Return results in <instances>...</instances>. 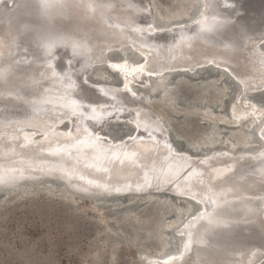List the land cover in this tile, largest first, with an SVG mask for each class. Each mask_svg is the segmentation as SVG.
<instances>
[{"label": "bare ground", "instance_id": "obj_1", "mask_svg": "<svg viewBox=\"0 0 264 264\" xmlns=\"http://www.w3.org/2000/svg\"><path fill=\"white\" fill-rule=\"evenodd\" d=\"M22 1L21 12L8 14L9 4L13 0H0V68L7 69L9 81L6 78L7 83L4 79L0 80V93L3 94L0 95V154L20 153L21 156V153L31 152L44 159L66 156L69 166L60 169V172L70 181L77 173L81 174L80 182L84 188H88L84 184L91 183L85 182L88 173L109 172L112 168L117 179L109 183L100 179L90 187L93 192H103L101 194L122 195L132 190L141 192L166 188L168 184L160 181L159 174L172 166L175 177L170 182L177 194V206L169 199L157 198L148 202L154 210H148L143 215L146 223L142 230L125 226L132 238L139 235L141 242L145 236H153L162 249L157 254L139 250L137 254L140 262L258 264L264 261V105L254 103L257 100L250 101L253 93H264V0H254L257 12L250 14L242 12L240 5L236 4L238 0H210L217 8L216 13H209L204 3V10L201 7L191 18L189 13L197 8L199 0H183V5L177 11L166 13H163L164 10L161 13L157 11L152 0H141L136 2L137 7L140 12L149 9L150 19L140 15L129 21L126 16H122L127 20L124 22L120 16V20L114 23L116 26L112 24L116 29L112 34L118 40L104 41L105 38L99 37L103 41L94 51L88 52L84 60L80 58V63L72 60L75 66L71 67L73 70L69 76L64 78H61L63 66L60 60L71 61V56H64V52L60 58L62 45L47 48L45 37H49L44 33L54 32L56 36L66 32V20L60 17L52 21L51 17L44 16L38 10V1ZM222 5L230 6L228 14L220 15ZM153 17L160 23L155 24ZM27 21L36 23L37 29H26L24 24ZM107 23L110 24L109 19ZM52 25L57 28L51 29ZM79 26L83 27V24ZM204 37L215 39V43H202ZM229 37L235 38V44H219L228 42ZM186 39H193L195 43L191 45ZM177 40H180L179 45L184 42L186 46H178L180 49L176 51L183 53L171 60ZM195 45L198 49H195ZM128 49L132 54L126 52ZM195 50L194 57L184 59L185 55L189 56ZM106 51L118 53L119 57H107ZM225 53H230L231 57L224 59L220 54ZM134 54L138 58H134ZM53 59L56 60L55 65H52ZM112 65H121L123 70L114 69ZM206 69H210L211 73L207 74ZM54 72L62 82L71 84L68 80L72 81L69 86L73 85L78 91V96H69L67 101L84 104L88 106L86 110L79 109L74 115L73 106L59 107L61 104L36 110L31 108L30 104L33 105L38 95L49 91L47 81L56 77ZM87 73L96 78L111 74L120 83L114 80H89ZM172 73L176 74L170 77L172 79L169 82L168 76ZM221 79V83L225 84L218 86L216 82ZM194 80L200 82L197 84ZM193 81L196 84L191 83ZM227 82L234 83L238 93L234 91L236 94L229 99L231 102L224 112L220 109L221 113L214 114L208 102L214 96L226 99L228 94L224 93V88ZM16 87H19L17 93L12 91ZM180 87H185L189 93L184 98L182 109L177 107L182 96ZM56 90L52 92L54 100H58L62 94ZM211 90L215 95L209 94ZM150 93L156 96L153 99L171 109L174 114L182 112L185 120L190 113L199 109L206 112L208 118L217 120L216 123H209L208 128L201 131L193 142L182 140L192 150L209 146L205 153H199L198 150V153H190L183 148H175L177 137H187L153 109ZM197 99L205 100L204 106L198 108L193 102ZM92 107L104 117L103 120L94 121L90 118L93 115ZM109 124H113V127L114 124H121L123 128L128 125L129 130L126 132L124 129V132L121 126L123 133L114 139L106 132L112 129ZM228 128L229 136L226 134ZM169 130L176 137L174 143ZM97 137L100 138L99 142ZM148 167L156 168L154 179L147 175ZM130 172L134 173L131 183L128 178ZM185 179L190 180L193 188L183 187L181 182ZM222 181H227V187L232 189L224 191L226 184H221ZM40 182L31 181L27 186L40 185ZM195 182L203 189L196 190ZM218 183L220 185L215 186ZM205 184L211 190L205 188ZM27 186L19 184L1 192L6 196L16 190L25 191ZM219 190L224 192L218 193ZM193 201L201 204L192 209L187 202ZM210 201L216 202L212 204L213 209L206 206ZM170 211L174 212V217L164 221V216ZM214 212L219 213L218 219L224 222L223 226H209L206 221L196 219L201 214ZM166 223L171 225L170 231H174L170 236L177 241L176 248H170L172 245L169 247V240L174 239L163 235L170 233L165 232ZM190 233L192 243L187 251L185 245L189 243Z\"/></svg>", "mask_w": 264, "mask_h": 264}, {"label": "rangeland", "instance_id": "obj_2", "mask_svg": "<svg viewBox=\"0 0 264 264\" xmlns=\"http://www.w3.org/2000/svg\"><path fill=\"white\" fill-rule=\"evenodd\" d=\"M152 1L160 13L163 10L165 11L163 13L167 11L175 12L183 5V0ZM161 17L163 18V15ZM117 54L112 56V58L119 57V54ZM209 70H207V74L211 73ZM175 74L172 73L168 76L169 82L172 79L170 77ZM104 75L105 77L103 78H106L108 82L116 81L111 74ZM184 79L187 80V78ZM194 81L191 83L200 82L195 81V83ZM221 81L222 79L217 81L216 84L218 86L223 85L224 82L221 83ZM233 84L227 82V86L224 88V93L226 92L225 94L230 97L224 94L226 99L224 96L223 99H218L217 96H214L213 100L208 102V104H211L210 109L214 114L224 112L225 108L230 104V100L235 96V92L238 93L237 88H235L236 85L234 86ZM179 89L182 96L177 102V107L181 108L185 104V99L189 93L185 87H180ZM210 93L215 95L213 90ZM263 95V92L253 93L250 101L254 102L257 100L254 103L258 102L256 103L257 105H264L261 104L262 102L264 103ZM193 102L198 105V108H201L206 101L197 99ZM178 103L180 104L178 105ZM150 104L157 113L168 121L170 126L180 130L179 132L185 133L187 138H176L170 132L173 139L176 138L177 140L175 141L174 139L172 141L173 143L175 141V148H182L184 144L182 140L186 141V143L193 142L201 131L208 128L209 123H216L217 121L216 119L208 118L207 113L202 109L196 110V112L193 111L188 119L185 120L182 117V112H179L181 116L178 115L179 113L174 114L171 109L166 108L156 99H152ZM114 126L109 124L112 129L111 131L110 129L106 130L111 138L114 139L120 136L123 131L125 132L126 130L127 132L129 130V127L128 129L125 128L127 126L123 128L121 124H114ZM228 129L226 134L229 136L230 129ZM222 134L224 135L223 132ZM226 143H223V145L226 146ZM256 143L258 144V142ZM198 151L199 153H205L207 150L203 146ZM46 186L47 188H45ZM1 196L0 264H142L137 254L139 250L150 251L153 254H157L162 250L156 243L155 237L147 235L140 242L139 235L136 238H132V235L128 232V227H125L129 226L130 228L142 230L146 223L143 215L148 210H154L151 205L145 202L151 203L157 197L129 200L125 196H119L115 198V200L117 199L116 201L113 198L106 202L97 203L93 200L75 199L76 197L70 196L65 191L57 189L56 186H52L49 183L43 186L36 185L35 188L27 187L25 191L16 190L5 197ZM174 202L172 203L174 204ZM174 205L177 206V203L175 202ZM126 210L128 212L123 214ZM173 213L172 211L168 212L163 220L169 221ZM118 216L120 217L118 218ZM165 227H167L165 232L169 233L171 225L167 224ZM170 234L173 235V232L171 233L170 231L169 235L163 233L164 237H169ZM149 237L152 238L150 239ZM171 237L173 238V236L169 238ZM173 239L174 242L169 240V247L172 245L173 247H170L172 249L176 248L178 244H176L175 238ZM138 243H141V245L139 246ZM173 243L175 244L173 245ZM262 263L264 264V261Z\"/></svg>", "mask_w": 264, "mask_h": 264}, {"label": "water", "instance_id": "obj_3", "mask_svg": "<svg viewBox=\"0 0 264 264\" xmlns=\"http://www.w3.org/2000/svg\"><path fill=\"white\" fill-rule=\"evenodd\" d=\"M38 1L39 3V8L38 10L42 12V14L44 16H49L51 17V20L54 21L55 19H61L60 17H64V19L66 20L67 26L66 32H61L59 33V35H54V32L50 33L52 35L49 34V32H45L44 34H48L45 40L47 39V44L48 47L50 49V47H54L55 45H62L63 49L60 51V58L63 57L62 54H65L64 56H67L69 54V56H71V61L68 60H60L61 62V66L62 67V71H61V78H64L66 76H69V74L72 72V68L73 66H75V63H80V58L83 60L85 59V57L88 55V52L94 51L96 49V47L99 45V42L103 41L98 39L99 37L104 39V41H112V40H118V38L114 37V34H112L114 31H116V29L114 28L116 25L114 23L118 22L119 17L121 16H126V18L129 21H133L134 19H137L140 15L146 16L147 19H150V11L149 9L144 10L143 12H140L141 10H139V8L137 7L138 4H136V2H141V0H35ZM45 3L47 4V6H44ZM206 3L205 8L207 9V11L209 13L211 12H217V8L214 6V4L212 2H210V0H199V4L197 5V8H194L189 14V17H194L197 12L200 10V8L202 7L204 10V7L202 4ZM259 5V1L257 2ZM256 3V4H257ZM22 4L23 1L22 0H13V2L11 4H9V8H8V14L12 13V14H17L18 12H21L22 9ZM236 4H239L241 7L242 12H246L248 14H250L251 12H257V9L255 8V1L254 0H238V2ZM52 7V8H51ZM86 7V8H85ZM222 8V10L219 11L220 15H225L228 14L229 11V7L227 5H222L220 6ZM53 9V10H52ZM131 11V12H130ZM262 11V10H261ZM260 11V12H261ZM128 12V13H127ZM142 13V14H141ZM144 13V14H143ZM62 14V15H61ZM124 14V15H123ZM33 15H34V11H33ZM240 15V14H239ZM28 16V15H26ZM108 19L110 20V24L107 23ZM123 21L126 22L127 20L124 19L122 17ZM90 20V21H89ZM85 21L87 22L85 24ZM155 24H159V20L156 17H153V20ZM82 23V26H79V24ZM231 23V22H230ZM115 26H113V25ZM232 24V23H231ZM71 25V27H69ZM112 25V26H111ZM24 26L26 27V29L29 30H34L37 29L36 27H38V25L35 23L33 24L30 21H27ZM113 27V29H110L109 27ZM53 27L56 29V26L51 27V29H53ZM217 33H221L220 30H215ZM185 39V38H184ZM230 39V40H229ZM228 42H224V43H219L220 45H233L235 44L234 41V37H229ZM176 40V39H174ZM183 40V39H182ZM189 40L190 43H192L191 45H193L194 40L193 39H186V41ZM180 40H177V46L174 48L175 49V54L174 57L171 58V60H174L176 57H179L180 54H182L183 52H179L176 51L178 48L180 49V47L178 46H182L185 47V43H181V45H179L180 42H178ZM184 41V40H183ZM185 41V42H186ZM202 43L207 42V43H215V39L211 38V37H204L201 40ZM188 46V45H187ZM61 47V48H62ZM198 49V47L195 45V49ZM199 50L202 51V49L199 47ZM206 50H210V49H206ZM109 51V50H108ZM107 52V57H112L114 55H116L117 53H109ZM128 51L129 54H132V52L128 49L126 50V52ZM197 50L191 52L189 54V56L184 57L188 58L195 55V52ZM212 53H214L212 51ZM73 54V55H72ZM118 55V54H117ZM224 59H228L231 57V54H220ZM134 58H138V55L134 54L133 55ZM142 57H145L144 55H142ZM59 58V59H60ZM72 60H74V62H72ZM58 61V60H57ZM65 61V62H64ZM80 61V62H79ZM146 61V58L144 60V62ZM56 60L53 59L52 65H55ZM106 64V63H104ZM78 66V65H77ZM80 70V69H79ZM106 70V69H105ZM107 71V70H106ZM76 73V72H75ZM78 73V70H77ZM75 75V74H74ZM73 75V76H74ZM78 75V74H77ZM88 79L89 80H101V81H106L107 79L105 78H96L93 74L91 73H87ZM8 80L7 78V69L5 68H0V80L4 79L5 81ZM56 78V79H55ZM53 80H48V85H49V91H46L44 94L38 95L36 101L32 102L33 105L30 104L31 108L34 110L36 109H42L48 106H52L54 104H61L59 105V107H72L74 102H70L67 101L69 96H78V91L76 89V87L69 86L72 84V81L68 80L71 84H68L67 81L66 82H62V80H58V76L56 75ZM76 78V77H75ZM116 78V77H115ZM81 80V78H80ZM5 81V82H6ZM116 81L118 83H120L119 79L116 78ZM9 82V81H7ZM6 82V83H7ZM82 82V80H81ZM10 84V83H8ZM51 85V86H50ZM12 86V85H11ZM10 87V86H9ZM61 91V97L58 98V100H54L53 98V93L52 92H57V90ZM12 91H15L17 93V91H19V87H16V89H13ZM4 92V91H2ZM6 93V91H5ZM13 92H11V95ZM151 95L149 96V100L155 98L156 96H154L153 93H150ZM153 94V95H152ZM0 95L3 96L2 93H0ZM34 98V97H32ZM41 100V102H40ZM206 124V123H204ZM219 125V124H218ZM127 127H129L127 125ZM219 128V126H218ZM169 132H172L171 130H169ZM173 143L170 142V146L173 147L172 145ZM203 147V146H201ZM238 148V146H236ZM183 149L187 150L190 153H198V149L197 150H192L190 149V147L186 146L185 144H183L182 146ZM209 146H205V149L208 150ZM12 152V151H9ZM20 154V153H19ZM18 153H1L0 154V181H2L3 183H0V195H2L3 197H5V194L3 192H1V190H11L13 189L15 186H18L19 184H21L22 186H27L28 183L31 181H41L40 185H45L46 183L51 184L52 186H56L57 189L62 188L65 191L71 193L72 195H75L76 198L75 199H86V200H94V202H101V201H108L110 199L119 197V196H125L127 198L130 199H134V198H139V199H145L148 197H157L158 199L161 198H166L169 199L172 202H176L175 196L177 195L176 193H174V191L171 188V182L174 177H175V173L172 171L173 168L172 166H168L166 168V171H164L162 174H159L160 181L167 183L168 187L166 188H160V190H153V189H147V190H141V192H138L136 190H132V192H124L122 195L120 194H116V193H111V194H101L103 192H93L92 185L95 184V182L99 181L100 179L103 180L104 182H113L115 179V176L113 174V172L111 171L112 168L109 170V172H102L99 174H92V173H88V177H85V182H91L90 184H84L86 185L88 188H84V186L81 184V178L80 175L81 174H76V176H74L73 178H71L72 182L69 180V178H67V176H65L64 174H62L60 172V169H66V166H69V159L65 156L63 158H59V157H55V158H40V155H38L37 153H21V156ZM17 155V156H16ZM12 157H16V158H12ZM149 168V167H148ZM150 178L152 177V179L155 178L156 176V168L155 167H151V169L149 168V172L147 174ZM129 181L134 178V173H131L128 175ZM98 179V180H97ZM227 180V179H226ZM167 181V182H166ZM132 181H130L131 183ZM223 182V181H222ZM152 183V182H151ZM181 184L183 185V187L186 188H193V186H190V180L185 179L184 181L182 180ZM196 185V190H199L200 188H202V186L198 183H194ZM221 184H226V187L229 186V183L227 181H224ZM228 184V185H227ZM91 185V186H90ZM220 185V183L215 184V186ZM212 186V185H211ZM27 187H32L35 188L36 186H27ZM149 187V186H148ZM209 186L205 184V188H208ZM224 188V191H227L225 189H232V188ZM143 189V188H141ZM203 189V188H202ZM210 189V187H209ZM211 190V189H210ZM223 190H219L218 193H223ZM156 198V199H157ZM154 199V200H156ZM181 201H183V199H181ZM185 202V201H183ZM148 203V202H145ZM191 205V208H197L199 206V204H201L200 202H187ZM182 206V205H181ZM207 208H212V203H206ZM172 217H174V213L172 215ZM248 232H250V234L252 235L253 233L251 232V230H247ZM171 232H174L173 230ZM188 243V242H187ZM188 251V249H187ZM263 261H260L258 264H261Z\"/></svg>", "mask_w": 264, "mask_h": 264}, {"label": "snow or ice", "instance_id": "obj_4", "mask_svg": "<svg viewBox=\"0 0 264 264\" xmlns=\"http://www.w3.org/2000/svg\"><path fill=\"white\" fill-rule=\"evenodd\" d=\"M44 6H47V4L45 3ZM112 67L114 69L123 70V67L121 65H112ZM53 75H56V73L54 72ZM87 107L88 106H86L84 104H77V103L74 102V104H73V114L75 115L76 114V111L79 110V109H85L86 110ZM103 110L104 109H102V111ZM91 111L93 113V115L90 117L92 120H94V121H100V120H103L104 119V117H102V116H100L99 114L96 113V108L95 107H92ZM81 114H83V113H81ZM96 140H97V142H99L100 138L97 137ZM262 155H264V154H262ZM0 183H3V182L0 181ZM210 203L215 204L216 202L215 201H210ZM218 216H219V213L214 212V213H209L207 215L201 214V216L197 217L196 219L198 221H206L209 226H217V227L223 226V223L224 222L222 220L218 219ZM189 237H190L189 238V243H187L185 245L186 250L190 247V245L192 243L191 233L189 234ZM201 242H203V241H201Z\"/></svg>", "mask_w": 264, "mask_h": 264}]
</instances>
